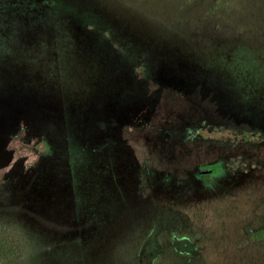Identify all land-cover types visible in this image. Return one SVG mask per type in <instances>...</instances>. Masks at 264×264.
Wrapping results in <instances>:
<instances>
[{
	"label": "rangeland",
	"instance_id": "374dc122",
	"mask_svg": "<svg viewBox=\"0 0 264 264\" xmlns=\"http://www.w3.org/2000/svg\"><path fill=\"white\" fill-rule=\"evenodd\" d=\"M0 228L10 264H264V0H0Z\"/></svg>",
	"mask_w": 264,
	"mask_h": 264
},
{
	"label": "trees",
	"instance_id": "16d2710c",
	"mask_svg": "<svg viewBox=\"0 0 264 264\" xmlns=\"http://www.w3.org/2000/svg\"><path fill=\"white\" fill-rule=\"evenodd\" d=\"M8 254L22 256L23 246L17 237L7 236L5 231L2 228H0V258L6 257ZM0 260L3 263L7 262L6 264H10L12 262V259H0ZM17 260L18 259H16V264H17Z\"/></svg>",
	"mask_w": 264,
	"mask_h": 264
}]
</instances>
